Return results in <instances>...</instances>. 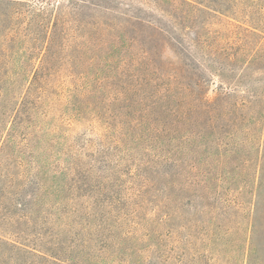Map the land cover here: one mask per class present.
<instances>
[{
  "label": "trees",
  "instance_id": "16d2710c",
  "mask_svg": "<svg viewBox=\"0 0 264 264\" xmlns=\"http://www.w3.org/2000/svg\"><path fill=\"white\" fill-rule=\"evenodd\" d=\"M14 1L0 0L7 35ZM220 7L55 0L31 20L42 53L0 148V228L35 221L31 243L48 251V236L53 264H114L133 247H157L160 226L189 198L193 144L206 142L213 120L237 115L241 73L264 62L263 27ZM59 145L72 153V193L45 207ZM203 185L207 199L215 190Z\"/></svg>",
  "mask_w": 264,
  "mask_h": 264
},
{
  "label": "rangeland",
  "instance_id": "374dc122",
  "mask_svg": "<svg viewBox=\"0 0 264 264\" xmlns=\"http://www.w3.org/2000/svg\"><path fill=\"white\" fill-rule=\"evenodd\" d=\"M208 1L220 5L230 18H245L264 29V0ZM14 2L13 15H6L14 25L13 34L0 29V148L42 53L41 42L30 31L31 20H44L55 4V0ZM26 26L28 32L23 34ZM259 66L241 73L236 90L243 103L237 115L213 120L206 142L193 144L190 162L194 179L189 198L179 199L168 223L160 226L157 247H146L139 255L133 247L128 260L114 264H264V62ZM216 78L212 76L210 88L219 84ZM219 124L224 125L221 131ZM58 149V162L53 163V172L47 171L55 200L49 197L45 207L66 202L72 193V174L66 169L70 160L66 154L72 153L65 145ZM180 150H185L183 145ZM58 165L65 169H56ZM206 179L215 190L207 199L201 197ZM32 226L38 225L31 220L1 226L0 264L55 262L48 236L40 237L41 246L46 243L48 251L33 247Z\"/></svg>",
  "mask_w": 264,
  "mask_h": 264
}]
</instances>
